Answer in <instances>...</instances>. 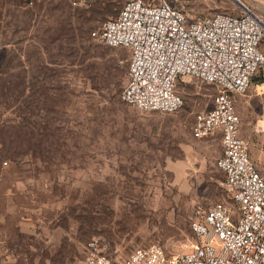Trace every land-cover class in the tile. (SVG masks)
Wrapping results in <instances>:
<instances>
[{
  "label": "rangeland",
  "instance_id": "1",
  "mask_svg": "<svg viewBox=\"0 0 264 264\" xmlns=\"http://www.w3.org/2000/svg\"><path fill=\"white\" fill-rule=\"evenodd\" d=\"M165 1L190 16L237 15L238 1L264 8V0ZM73 2L0 0V71H15L19 85L9 100L0 90L5 264H79L92 239L107 243L111 264L138 246L159 244L168 255L187 251L196 243L190 229L196 207H234L216 165L220 134L191 133L195 115L211 108L218 88L181 77L175 85L181 109H135L121 99L129 50L91 34L126 0ZM6 59L13 70L1 69ZM234 106L250 158L264 168V80L236 94ZM29 117L34 129L53 136L27 154L15 145ZM212 245L221 249L218 240Z\"/></svg>",
  "mask_w": 264,
  "mask_h": 264
},
{
  "label": "built area",
  "instance_id": "2",
  "mask_svg": "<svg viewBox=\"0 0 264 264\" xmlns=\"http://www.w3.org/2000/svg\"><path fill=\"white\" fill-rule=\"evenodd\" d=\"M238 3L237 15L190 16L165 0H126L91 33L106 46L129 50L121 99L141 112L181 109L184 99L175 91L181 77L217 86L211 108L195 115L191 133L195 138L220 134L216 165L234 203L233 209L219 203L194 209L191 249L168 255L159 244L138 246L116 264H264V168L250 158L234 106L235 95L247 90L252 76L264 73V8ZM107 248L90 240L79 264H111Z\"/></svg>",
  "mask_w": 264,
  "mask_h": 264
},
{
  "label": "trees",
  "instance_id": "3",
  "mask_svg": "<svg viewBox=\"0 0 264 264\" xmlns=\"http://www.w3.org/2000/svg\"><path fill=\"white\" fill-rule=\"evenodd\" d=\"M4 51L9 52L6 49ZM10 53H13V52L10 51ZM3 58L5 59L4 54H3V52H0V59H3ZM7 62L4 63V65L2 66L1 69H4V67H5V68L13 70V65L12 66L9 65L11 62L10 59H8ZM4 70L0 71V74L3 75L2 78L0 77V90H2V91L4 90V92H6V95L4 97H5V99L7 98L9 100V98H11L13 96V94L15 93V90L16 91L18 90L19 85L15 79V76L17 73H14L15 71L11 72V73L5 72ZM27 72L28 71L25 72V74H26L25 76H27V74H28ZM258 73L261 74L260 75V76H262L261 79H255L254 78V76ZM258 73H256L254 76H252L251 83H252V81L257 83V82H261L264 80V73L262 71H259ZM28 88L32 89L30 82H28L27 84H24V90H28V92H29ZM28 99H29V101H31L30 96L28 97ZM29 115L32 116L31 113H29ZM33 122L34 121L31 120V117H29L27 119V122H26V128L23 131H21V134L18 132L17 139H16L17 145H15V148H17L21 144V146L25 147V149L27 150V154L30 152H33V147H34L35 142H39L40 145L41 144L42 145L47 144L50 142V138H52V136H53V133L49 132L46 129H40V131H37L36 129H34L35 127L32 124ZM17 127H19L18 124H17ZM19 136H20V140H19ZM9 142L12 143L13 140H8V141H6V143L3 142L4 148L7 147V143H9ZM5 150H7V148Z\"/></svg>",
  "mask_w": 264,
  "mask_h": 264
},
{
  "label": "crops",
  "instance_id": "4",
  "mask_svg": "<svg viewBox=\"0 0 264 264\" xmlns=\"http://www.w3.org/2000/svg\"><path fill=\"white\" fill-rule=\"evenodd\" d=\"M18 256V255H17ZM15 257L16 258V260H19L18 258H20V257ZM5 257H7L3 252H0V264H5V262L7 263V260L8 259H6L5 260ZM21 259V258H20ZM4 262V263H3ZM17 262H19V261H17ZM11 263V262H10ZM43 264H49V262L46 260V261H43ZM51 264V263H50Z\"/></svg>",
  "mask_w": 264,
  "mask_h": 264
}]
</instances>
